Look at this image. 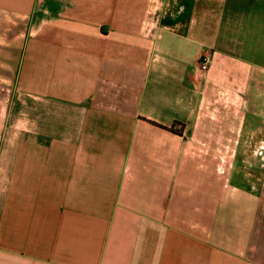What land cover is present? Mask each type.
<instances>
[{
    "label": "crops",
    "instance_id": "obj_1",
    "mask_svg": "<svg viewBox=\"0 0 264 264\" xmlns=\"http://www.w3.org/2000/svg\"><path fill=\"white\" fill-rule=\"evenodd\" d=\"M196 4L0 0V264H264V63Z\"/></svg>",
    "mask_w": 264,
    "mask_h": 264
},
{
    "label": "rangeland",
    "instance_id": "obj_2",
    "mask_svg": "<svg viewBox=\"0 0 264 264\" xmlns=\"http://www.w3.org/2000/svg\"><path fill=\"white\" fill-rule=\"evenodd\" d=\"M254 1L197 0L194 9L196 37L215 50L248 60L254 56L258 63H264V8L256 7ZM261 17L262 23L259 22ZM2 84L4 82L0 81L1 129L6 128L5 115L13 96V87H1ZM20 107L22 105L18 104L19 110Z\"/></svg>",
    "mask_w": 264,
    "mask_h": 264
},
{
    "label": "built area",
    "instance_id": "obj_3",
    "mask_svg": "<svg viewBox=\"0 0 264 264\" xmlns=\"http://www.w3.org/2000/svg\"><path fill=\"white\" fill-rule=\"evenodd\" d=\"M210 63H211L210 56L204 55L199 62L201 71L208 72L209 67H210Z\"/></svg>",
    "mask_w": 264,
    "mask_h": 264
}]
</instances>
